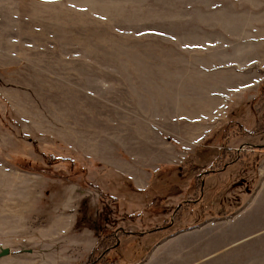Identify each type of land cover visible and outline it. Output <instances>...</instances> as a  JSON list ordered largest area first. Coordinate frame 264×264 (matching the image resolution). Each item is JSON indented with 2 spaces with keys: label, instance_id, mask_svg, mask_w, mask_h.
Segmentation results:
<instances>
[{
  "label": "rangeland",
  "instance_id": "rangeland-1",
  "mask_svg": "<svg viewBox=\"0 0 264 264\" xmlns=\"http://www.w3.org/2000/svg\"><path fill=\"white\" fill-rule=\"evenodd\" d=\"M232 119L264 121V0H0V241L55 244L63 202L97 236L81 264L187 230L178 264H264V133L211 167ZM111 228L150 231L104 254Z\"/></svg>",
  "mask_w": 264,
  "mask_h": 264
},
{
  "label": "crops",
  "instance_id": "crops-1",
  "mask_svg": "<svg viewBox=\"0 0 264 264\" xmlns=\"http://www.w3.org/2000/svg\"><path fill=\"white\" fill-rule=\"evenodd\" d=\"M132 183L136 187L139 188L142 187L140 186L137 180H135V182L133 180ZM59 200L60 201L63 200L62 197H59ZM68 205L65 206L63 202L59 203V229H56L55 232H49V234L47 235L46 234L47 231L43 227V225H45L44 223L43 225L41 224L38 225L37 229L35 230L39 234L40 238L41 236L44 238L48 236H50V238L55 236L56 238L55 244L54 243H50L49 245L42 244L41 247L35 246V247L27 248V250H24L26 251L24 252V255H26V257L27 255H29L30 257L26 258L23 257L24 255L21 254V252L19 251L16 252L15 254V252H13L12 247H10L8 244H5V242L1 240L0 248L7 247L9 249V253L7 255L0 257V258L6 257L5 258L6 260L3 259L0 261V263L1 264H81L82 262H84L87 259L89 253L91 252L93 246L96 245L97 236L95 235V233L93 234L90 229L82 227L83 225L79 227L75 226V217L73 216L74 214L73 215L71 214L69 216L63 215L64 213L63 209L64 207L67 208ZM73 228H77V230L74 231L76 233L72 235L70 232L72 231ZM196 231H199V234L201 235L202 234L201 232H205L206 230L205 231L196 230ZM41 232L44 233L41 234ZM185 233H190L188 234L189 237L192 236L191 234L195 232L194 231L189 232L187 230L184 232L181 231L179 233H176L175 235L168 237H165L167 236L165 235L164 239H162L163 237L161 238L162 240L159 239L162 242L152 247V249L150 248L149 251L143 257H140L141 258L140 261L138 262L133 261V263L129 262L127 264H178L179 262H177V257L179 256L178 254H180V250L176 251L175 253L172 251L173 240L184 237ZM37 235H35L31 243H35L36 245H39L40 239L38 238ZM188 245H190V251H189L190 253L191 251L196 252V249L199 248V246L197 247L193 245V242ZM68 249H72V251H69ZM154 254L155 255L160 254V260H157L156 263H153V261H151L152 258H154L155 256ZM199 260L200 259L196 256L194 260L188 261L187 264H196L197 261ZM119 264L122 263L119 262Z\"/></svg>",
  "mask_w": 264,
  "mask_h": 264
},
{
  "label": "trees",
  "instance_id": "trees-1",
  "mask_svg": "<svg viewBox=\"0 0 264 264\" xmlns=\"http://www.w3.org/2000/svg\"><path fill=\"white\" fill-rule=\"evenodd\" d=\"M227 126H225V128H223L222 130V136H220L221 140H222V145L218 150V154L216 155L215 159L212 161L211 163V167H216L217 163L220 162V160L222 159L223 156L227 155V154H231V155H235V152L233 151V149H231L230 147L226 146L228 139L231 135L234 136H245V135H254V134H262L264 133V121L262 123L261 128L256 131H250L248 129H246L242 123L239 120H235L232 119L230 121L227 122L226 124ZM225 129V130H224ZM238 153V152H237ZM249 155H252V153H247ZM237 156V155H236ZM234 157L233 160H231L229 163L225 164L224 166H228V164H234V163H238V164H243V162L241 161L242 158L239 156ZM242 167V165H240ZM189 170V169H188ZM207 173H205L204 175L206 176L209 173H213L215 170L214 168H208ZM194 181L196 182V184H199L200 187V191H202V182H203V177L199 176L196 177L194 179ZM117 199L115 197H113L112 203L114 204V201H116ZM123 215V214H122ZM125 216V215H124ZM132 216V215H131ZM135 217V216H134ZM150 230H140V231H127V230H122V228H111L109 230L107 229H103L100 232V241L105 243V245L107 246V248H105L104 254L108 253L113 247L117 246L119 243V238L120 236H127L130 234H138V235H144L146 232H149ZM116 233H119L116 234ZM96 259H93L92 261H90L88 264H96Z\"/></svg>",
  "mask_w": 264,
  "mask_h": 264
},
{
  "label": "water",
  "instance_id": "water-1",
  "mask_svg": "<svg viewBox=\"0 0 264 264\" xmlns=\"http://www.w3.org/2000/svg\"><path fill=\"white\" fill-rule=\"evenodd\" d=\"M9 253V249L7 247L0 248V257L7 255Z\"/></svg>",
  "mask_w": 264,
  "mask_h": 264
}]
</instances>
